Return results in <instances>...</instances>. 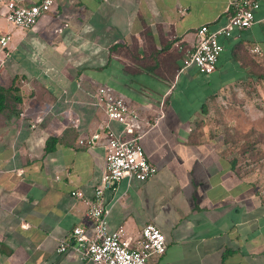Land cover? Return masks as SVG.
Returning a JSON list of instances; mask_svg holds the SVG:
<instances>
[{
	"label": "crops",
	"instance_id": "1",
	"mask_svg": "<svg viewBox=\"0 0 264 264\" xmlns=\"http://www.w3.org/2000/svg\"><path fill=\"white\" fill-rule=\"evenodd\" d=\"M6 1L0 87L15 90L0 110V264H92L55 247L74 226L91 231L86 202L104 150L84 139L106 122L92 99L102 85L149 123L138 141L156 169L103 192L108 228L123 225L128 236L146 223L159 229L165 250L147 264H264V183L202 120L264 68V0L248 28L218 38L208 74L181 60L195 29L224 24L233 0H54L27 29L3 19Z\"/></svg>",
	"mask_w": 264,
	"mask_h": 264
},
{
	"label": "built area",
	"instance_id": "2",
	"mask_svg": "<svg viewBox=\"0 0 264 264\" xmlns=\"http://www.w3.org/2000/svg\"><path fill=\"white\" fill-rule=\"evenodd\" d=\"M54 0H37L30 5H22L13 0L4 3L3 19L14 26L31 28L37 19L50 10ZM256 0H233L226 10L224 24L209 29L203 24L194 31L195 42L192 49L186 51L182 67L193 66L201 74L213 71L222 44L219 37H230L233 31L248 28L253 22V11L257 9ZM8 34L0 35V49L6 46ZM250 53L259 54V48L253 46ZM2 61L0 60V64ZM94 104L104 111L106 122L99 131L84 139L86 145L100 144L104 150L103 171L98 184L93 189L92 199L87 201L85 217L90 223L88 233L82 226H74L63 238L57 239L55 252H74L81 260L92 264H147L152 256H159L165 250L163 234L153 224L146 223L133 236H128L123 225L110 230L107 216L109 205L104 201L103 192L115 191L122 178L144 181L152 177L155 167L147 160L139 144L147 121L128 106L110 87L97 86L92 93ZM111 123L120 128L113 129ZM76 199L82 198V192L74 189L69 192Z\"/></svg>",
	"mask_w": 264,
	"mask_h": 264
},
{
	"label": "rangeland",
	"instance_id": "3",
	"mask_svg": "<svg viewBox=\"0 0 264 264\" xmlns=\"http://www.w3.org/2000/svg\"><path fill=\"white\" fill-rule=\"evenodd\" d=\"M256 74L261 77L243 80L236 90L220 95L209 105L202 120L209 135L228 139L224 150L236 152L243 171L256 174L258 180L264 183V68L258 69ZM232 134H248V138L256 139L252 143L254 153H250L251 150L240 153L242 140L236 145L230 144L229 135Z\"/></svg>",
	"mask_w": 264,
	"mask_h": 264
},
{
	"label": "trees",
	"instance_id": "4",
	"mask_svg": "<svg viewBox=\"0 0 264 264\" xmlns=\"http://www.w3.org/2000/svg\"><path fill=\"white\" fill-rule=\"evenodd\" d=\"M255 75H256L255 77H261L258 74H255ZM11 90H15V88L13 86L6 88V89L0 87V110L5 106L8 92ZM13 99H14V101H17V102L20 101L18 96H14ZM225 134L227 135L228 133H225ZM229 137L231 138L230 144H233V145H236L237 140H239V139L242 140V143H240V145H241L240 153H244V152H247L249 150H251L250 153H252V152L254 153V149L252 148V143L255 142L256 139L254 140V139L248 138V134H244V135H240V136H237L236 134H232V135H229ZM225 141H228V139L225 138ZM255 159H257V157H255ZM232 162L234 163V160Z\"/></svg>",
	"mask_w": 264,
	"mask_h": 264
}]
</instances>
